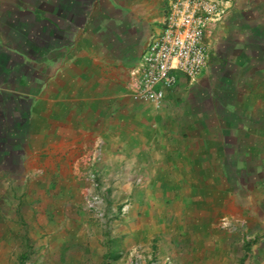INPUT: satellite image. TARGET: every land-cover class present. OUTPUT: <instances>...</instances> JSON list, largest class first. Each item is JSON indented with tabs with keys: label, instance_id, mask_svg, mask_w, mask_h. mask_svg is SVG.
Wrapping results in <instances>:
<instances>
[{
	"label": "crops",
	"instance_id": "0c3cea01",
	"mask_svg": "<svg viewBox=\"0 0 264 264\" xmlns=\"http://www.w3.org/2000/svg\"><path fill=\"white\" fill-rule=\"evenodd\" d=\"M167 3L0 0V264H264V0L157 106L131 71Z\"/></svg>",
	"mask_w": 264,
	"mask_h": 264
},
{
	"label": "built area",
	"instance_id": "2783aa9c",
	"mask_svg": "<svg viewBox=\"0 0 264 264\" xmlns=\"http://www.w3.org/2000/svg\"><path fill=\"white\" fill-rule=\"evenodd\" d=\"M230 0H168L162 28L151 36L142 52L139 66L131 71L135 77L134 99L150 101L159 105L164 97L160 86L170 87L178 73L195 81L207 66L209 60L207 30L213 23L222 20ZM94 181V172L89 173ZM103 199L99 195H90L87 206L102 218L100 208ZM128 204L120 208L124 214ZM128 264H140L139 254L131 253ZM165 258L163 264H170ZM152 260L150 264H157Z\"/></svg>",
	"mask_w": 264,
	"mask_h": 264
},
{
	"label": "rangeland",
	"instance_id": "374dc122",
	"mask_svg": "<svg viewBox=\"0 0 264 264\" xmlns=\"http://www.w3.org/2000/svg\"><path fill=\"white\" fill-rule=\"evenodd\" d=\"M27 245H28V244H27ZM24 247H26V244H25V245L23 244V248H24ZM27 250H28V249H27ZM24 263H25V261H24ZM26 263H27V262H26Z\"/></svg>",
	"mask_w": 264,
	"mask_h": 264
}]
</instances>
